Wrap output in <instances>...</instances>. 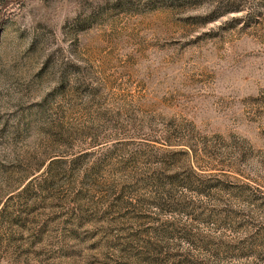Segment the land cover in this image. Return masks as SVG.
<instances>
[{
    "label": "rangeland",
    "instance_id": "1",
    "mask_svg": "<svg viewBox=\"0 0 264 264\" xmlns=\"http://www.w3.org/2000/svg\"><path fill=\"white\" fill-rule=\"evenodd\" d=\"M0 264H264V0H0Z\"/></svg>",
    "mask_w": 264,
    "mask_h": 264
}]
</instances>
